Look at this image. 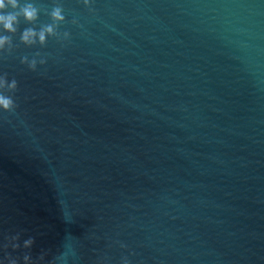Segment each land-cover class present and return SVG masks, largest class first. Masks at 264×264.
Listing matches in <instances>:
<instances>
[{"label": "water", "instance_id": "1", "mask_svg": "<svg viewBox=\"0 0 264 264\" xmlns=\"http://www.w3.org/2000/svg\"><path fill=\"white\" fill-rule=\"evenodd\" d=\"M17 2L0 264H264V0Z\"/></svg>", "mask_w": 264, "mask_h": 264}, {"label": "clouds", "instance_id": "2", "mask_svg": "<svg viewBox=\"0 0 264 264\" xmlns=\"http://www.w3.org/2000/svg\"><path fill=\"white\" fill-rule=\"evenodd\" d=\"M6 7H11L12 9H15L18 7V2L17 0H0V26L3 27V29L7 30V31H14V24L17 21V13H4V9ZM19 14H22L24 16L25 19L27 20H32L34 19L36 13L35 10L31 8V6H27L25 8H23L21 10V12ZM54 17L56 19H61L60 15L58 12L53 13ZM45 31L51 33L52 29L48 28ZM35 35V33H33L32 31H25L22 39L25 42H30L31 38ZM44 32H41L39 34V39L41 42L44 41ZM6 42V39L3 37H0V46H2L4 43ZM10 101L7 99H4L2 97H0V106L7 108L9 107Z\"/></svg>", "mask_w": 264, "mask_h": 264}]
</instances>
